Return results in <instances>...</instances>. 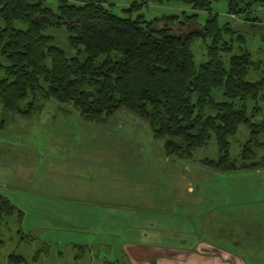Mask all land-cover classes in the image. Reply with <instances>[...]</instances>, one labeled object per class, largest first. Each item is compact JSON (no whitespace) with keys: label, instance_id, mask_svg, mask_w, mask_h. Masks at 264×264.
Returning <instances> with one entry per match:
<instances>
[{"label":"trees","instance_id":"trees-1","mask_svg":"<svg viewBox=\"0 0 264 264\" xmlns=\"http://www.w3.org/2000/svg\"><path fill=\"white\" fill-rule=\"evenodd\" d=\"M163 1L132 0L122 8L128 14L119 15L107 0H57L54 8L44 0H0L3 110L30 116L42 101L55 98L71 103L85 119L101 121L125 108L145 119L154 137L164 139L167 155L196 158L194 150L213 139L217 156H200L201 164L217 171L262 167L264 117L253 120L261 107L255 103L248 113L246 102L264 98V71L246 78L261 62L252 58L240 30L264 23V0H225L226 12L239 23L219 22L213 0H179L205 10L203 22L196 11L146 17L141 10L148 2ZM41 15L49 21H34ZM49 25L64 27L62 44L45 31ZM193 36L210 37L199 62L190 47ZM234 40L240 42L238 51L224 58L222 52H230ZM241 123L248 136L235 158L229 138ZM14 213L23 217L0 190V220ZM8 259L19 264L25 257L11 252Z\"/></svg>","mask_w":264,"mask_h":264},{"label":"rangeland","instance_id":"rangeland-1","mask_svg":"<svg viewBox=\"0 0 264 264\" xmlns=\"http://www.w3.org/2000/svg\"><path fill=\"white\" fill-rule=\"evenodd\" d=\"M131 1L107 0V5L115 13L125 15L128 12L122 8ZM44 2L53 8L57 5V0ZM211 8L218 13L219 22L240 21L226 12L225 0H213ZM141 10L146 17L181 10L196 11L199 22L206 16L205 10H194L179 0L148 2ZM15 24L24 26L20 21ZM45 31L56 35L59 44L66 39L62 25H49ZM240 31L245 35L252 58L261 62L259 67L250 68L246 74L247 79H254L264 71V23L255 28L243 25ZM209 40L210 37L205 38V41ZM205 41L202 36H193L190 42L196 62L205 58ZM232 44L230 52H222L224 58L238 51L240 42L234 40ZM1 61L4 62V58ZM214 94L221 98L218 88L214 89ZM255 103L261 111L252 119L260 120L264 117V98L248 99V113ZM2 120L0 190L20 206L24 215L19 219L14 213L0 220V264H11L8 259L11 252L25 257L19 264H89L93 256L117 261L123 256L124 261L128 256L124 246L127 231L111 230L113 224L121 226V223L131 222L130 225H135L149 218L160 219L162 211L165 214L178 212L174 215L189 225L193 222L200 226V223L208 222L209 199L205 193L202 194L205 201L199 206L201 214L196 215L195 220L192 206L183 198L186 192L192 195L187 186H195L198 175L201 185L208 187L210 179L216 177L215 185H228L235 191L226 206L230 209L229 219L244 223V218L251 216L253 219L249 218L248 224L261 221L264 165L258 169L217 171L201 164L198 157L217 156L213 139L194 150L196 158L167 155L164 139L154 137L147 121L131 111L119 108L104 120H88L71 103L55 98L42 101L30 116L5 111L0 102V123ZM247 136L248 128L239 124L235 135L229 138L231 157L238 158ZM262 153L264 149L259 152ZM232 210L237 211L231 214ZM36 218L40 223L48 222L47 225L32 227ZM95 223L105 226L102 237L94 239L88 235L87 243L72 248L55 241L66 240L67 235L77 238L82 230L93 231ZM197 230L201 237L208 239L209 232L204 235ZM238 235L239 232L232 234L230 241L240 239L242 245L247 246L249 255L257 250L251 246L255 242L251 232ZM246 259L244 264H264L257 262L259 258Z\"/></svg>","mask_w":264,"mask_h":264},{"label":"crops","instance_id":"crops-1","mask_svg":"<svg viewBox=\"0 0 264 264\" xmlns=\"http://www.w3.org/2000/svg\"><path fill=\"white\" fill-rule=\"evenodd\" d=\"M197 177L195 186L190 184L187 186V191L192 192V195L186 192L184 193L186 196L183 198H185V203L192 206V218L195 220L196 215L200 216L201 214L199 206L201 202L205 201L202 195L205 193L206 199H209L207 201L209 207L208 218H206L208 219L207 223L203 225L200 223V226L199 224L196 226L193 222L190 225L185 224L182 220H179V217L174 215L178 214V212L165 214L162 211L160 219L149 218L143 223L135 225H130L131 222L121 223V226L113 224L111 230L121 231L123 229L127 231V241L124 244L128 255L126 260H122L123 256L121 259L119 257L118 261L117 259L109 260L103 256V258L93 256L90 258L89 264H117V262L118 264H244L247 262L246 258H259L257 262L264 263V210H260L259 218H261V221L257 224H253V222L248 224L249 218L253 219L251 216L245 217L244 223H241L242 221L239 223L237 221L234 222L229 219L230 213L228 210L230 209H226V206L231 202L230 196L235 191L230 190L228 185H224V187L215 185L216 177L210 179L208 187L207 185H201L199 182L200 176L198 175ZM184 202L181 203L184 204ZM213 205L216 206L213 207ZM17 206L20 208L19 205ZM236 211L232 210L231 214ZM47 223H40L39 218H36L32 227L43 228ZM92 229L93 231L85 230L83 232L82 230L81 236L74 239L67 235V237H64L66 240L62 241L59 239V241H55L69 245L71 248L79 247L84 242L87 243L88 235L96 239L102 237L104 231H106L105 226H102L101 223H95V227ZM197 229L202 231L204 235L205 232H209L207 234L209 235L208 239L201 237ZM89 232L92 233L90 234ZM238 232L239 235L247 234L248 232L252 233L251 239L255 242H252L251 246L256 247L257 250L251 255L248 253L247 246L242 245L239 241L240 239L230 241L229 238L232 234H237ZM96 241L99 240L97 239ZM57 253L59 254L60 251L58 250ZM72 255L74 256V254Z\"/></svg>","mask_w":264,"mask_h":264},{"label":"water","instance_id":"water-1","mask_svg":"<svg viewBox=\"0 0 264 264\" xmlns=\"http://www.w3.org/2000/svg\"><path fill=\"white\" fill-rule=\"evenodd\" d=\"M34 21H36V22H39V21L47 22V21H49V18L45 17L44 15H41V16H37V18L34 19Z\"/></svg>","mask_w":264,"mask_h":264}]
</instances>
